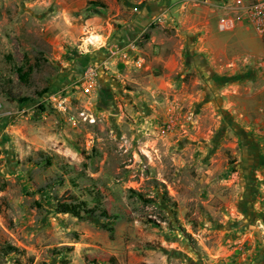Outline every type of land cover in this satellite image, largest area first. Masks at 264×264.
I'll return each mask as SVG.
<instances>
[{
    "label": "rangeland",
    "instance_id": "374dc122",
    "mask_svg": "<svg viewBox=\"0 0 264 264\" xmlns=\"http://www.w3.org/2000/svg\"><path fill=\"white\" fill-rule=\"evenodd\" d=\"M145 1L0 0V264H264L248 149L218 99L264 65V37L254 26L219 32L254 43L242 53L248 70L210 74L186 50L182 70L164 79L161 60L146 63L166 56L148 59V31L118 51L120 20ZM108 23L112 59L97 64L88 95L80 73ZM167 24L155 26L180 48ZM76 70L67 94L95 123H74L46 100ZM62 203L80 204L81 216L59 212Z\"/></svg>",
    "mask_w": 264,
    "mask_h": 264
},
{
    "label": "crops",
    "instance_id": "0c3cea01",
    "mask_svg": "<svg viewBox=\"0 0 264 264\" xmlns=\"http://www.w3.org/2000/svg\"><path fill=\"white\" fill-rule=\"evenodd\" d=\"M233 5L234 0H146L140 6H134L132 18L120 20V50L118 51L120 55L121 53L123 56L126 55L130 43L144 31H148L150 35L142 48L148 55V59L152 57L154 49L160 50L166 56L165 58L153 56V60L146 63L153 67L155 62L161 60L164 67V79L172 77L179 69L182 70L179 63L183 61L186 50L194 57V61L200 59L201 67L199 68L210 74L213 71H218L219 74L221 72L236 74L238 71L248 70L249 62L252 63V61L247 57L244 58L242 53H247L254 43L246 38L235 40L232 35L229 38L222 37L219 33L222 31L216 27L218 19L227 14L236 19L232 33L237 30L249 32L252 29L253 25L245 13ZM121 12L124 11H121L120 6ZM158 22L162 25L169 22L167 25L176 29V34L171 39H177L180 48L168 49V34L162 32V25L155 26ZM113 29L114 23H108V27L103 26L94 32L103 37V41L101 40L99 43L100 55H95L98 50L94 49L95 52L87 57L89 65L98 64L109 67L107 64L112 56L109 55L111 49L106 45ZM119 59L120 57L115 60ZM252 72L255 77L246 82L243 87L230 84L225 88V92H223L224 88H221L220 92L223 96H219L218 99L226 98L223 105V108L227 110L225 113H230L234 125L239 129V137L243 139V143H246L248 149L245 170L253 175L255 188L250 189L251 193L255 189L258 190L257 196L251 194V200L249 198L248 200L253 207L264 209V65L257 66ZM215 75L217 76V74ZM77 76L76 70L68 76L69 79L66 78L67 81L59 85L72 86L77 83ZM165 83L166 85L161 86L165 90L168 88L167 85L172 86L171 81ZM219 85L221 86V84Z\"/></svg>",
    "mask_w": 264,
    "mask_h": 264
},
{
    "label": "built area",
    "instance_id": "2783aa9c",
    "mask_svg": "<svg viewBox=\"0 0 264 264\" xmlns=\"http://www.w3.org/2000/svg\"><path fill=\"white\" fill-rule=\"evenodd\" d=\"M235 8L242 10L247 16L249 22L255 27L259 35L264 37V0H234ZM236 19L229 15H222L218 19V29L222 32L232 31L235 28ZM97 42V41H96ZM90 45L95 43L91 40ZM141 65V59L138 60ZM81 74L82 88L85 94L91 95L96 92L98 85L99 67L98 65H87ZM68 92V87L57 85L55 90L50 91L46 100L53 104L56 111L69 116V119L76 123L79 120H84L89 123H95L96 117L84 109L74 112L75 108L71 101ZM1 108V105H0ZM0 226L2 222L0 220Z\"/></svg>",
    "mask_w": 264,
    "mask_h": 264
},
{
    "label": "trees",
    "instance_id": "16d2710c",
    "mask_svg": "<svg viewBox=\"0 0 264 264\" xmlns=\"http://www.w3.org/2000/svg\"><path fill=\"white\" fill-rule=\"evenodd\" d=\"M45 91H43L41 94H43ZM83 210V208L80 207V204L78 205H74L72 203H62L59 205L58 207V211L59 212H65V213H71L75 216H81V211ZM10 250H12V247H9Z\"/></svg>",
    "mask_w": 264,
    "mask_h": 264
},
{
    "label": "bare ground",
    "instance_id": "6f19581e",
    "mask_svg": "<svg viewBox=\"0 0 264 264\" xmlns=\"http://www.w3.org/2000/svg\"><path fill=\"white\" fill-rule=\"evenodd\" d=\"M93 40V42H99L100 40H101V36H99V35H97V34H95V36H94V38H92Z\"/></svg>",
    "mask_w": 264,
    "mask_h": 264
}]
</instances>
